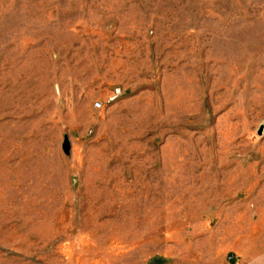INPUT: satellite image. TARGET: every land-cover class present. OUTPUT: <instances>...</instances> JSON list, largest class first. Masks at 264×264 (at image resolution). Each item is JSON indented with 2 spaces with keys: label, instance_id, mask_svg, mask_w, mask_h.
I'll return each instance as SVG.
<instances>
[{
  "label": "rangeland",
  "instance_id": "374dc122",
  "mask_svg": "<svg viewBox=\"0 0 264 264\" xmlns=\"http://www.w3.org/2000/svg\"><path fill=\"white\" fill-rule=\"evenodd\" d=\"M249 224L264 0H0V264L240 262Z\"/></svg>",
  "mask_w": 264,
  "mask_h": 264
},
{
  "label": "crops",
  "instance_id": "0c3cea01",
  "mask_svg": "<svg viewBox=\"0 0 264 264\" xmlns=\"http://www.w3.org/2000/svg\"><path fill=\"white\" fill-rule=\"evenodd\" d=\"M232 253L242 264H264V228L255 224L235 228ZM226 260L225 264H234L235 261Z\"/></svg>",
  "mask_w": 264,
  "mask_h": 264
},
{
  "label": "water",
  "instance_id": "95a60500",
  "mask_svg": "<svg viewBox=\"0 0 264 264\" xmlns=\"http://www.w3.org/2000/svg\"><path fill=\"white\" fill-rule=\"evenodd\" d=\"M261 132V127L259 126L256 133L257 134H260ZM61 151L67 155L69 153V142H68V139L66 137V135H63V138H62V142H61Z\"/></svg>",
  "mask_w": 264,
  "mask_h": 264
},
{
  "label": "built area",
  "instance_id": "2783aa9c",
  "mask_svg": "<svg viewBox=\"0 0 264 264\" xmlns=\"http://www.w3.org/2000/svg\"><path fill=\"white\" fill-rule=\"evenodd\" d=\"M93 107H94V109H98V108H100V103H99V102H94V103H93ZM232 258H233L232 255H228V256H227V259H228V260H230V259H232ZM234 264H241V263L238 262V261H234Z\"/></svg>",
  "mask_w": 264,
  "mask_h": 264
}]
</instances>
